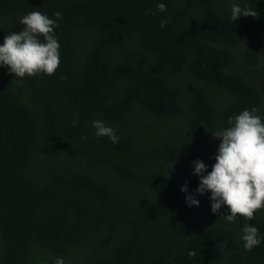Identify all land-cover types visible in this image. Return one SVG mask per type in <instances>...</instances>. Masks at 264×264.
Masks as SVG:
<instances>
[{
	"label": "trees",
	"instance_id": "16d2710c",
	"mask_svg": "<svg viewBox=\"0 0 264 264\" xmlns=\"http://www.w3.org/2000/svg\"><path fill=\"white\" fill-rule=\"evenodd\" d=\"M158 2L0 0V43L30 11L62 16L54 74L0 67V264H264L192 164L211 170L230 116L264 117V0ZM233 3L253 16L231 20ZM248 222L264 234V209Z\"/></svg>",
	"mask_w": 264,
	"mask_h": 264
},
{
	"label": "clouds",
	"instance_id": "9594fccd",
	"mask_svg": "<svg viewBox=\"0 0 264 264\" xmlns=\"http://www.w3.org/2000/svg\"><path fill=\"white\" fill-rule=\"evenodd\" d=\"M156 10L165 12L167 6L162 0L156 4ZM155 14L145 9V14ZM50 18L40 11H30L20 17L24 28L11 31L0 43V67L16 77L37 74L52 75L60 64V44L54 29L62 18L59 11ZM241 16H253L252 10L239 3L231 5L230 19L237 21ZM170 17L160 21L161 28L170 22ZM42 37V39H41ZM75 124V121H74ZM228 127L214 136L220 143L214 155L215 162L209 166L200 159L192 161L193 174L199 177L195 194L210 192L211 211L219 214L220 219L229 224L237 221V214L245 219L240 229L245 251L264 242V234L249 223L258 210L264 209V117L258 114L257 107L245 108L228 118ZM96 137L107 136L113 143L119 142L116 130L101 119L91 121ZM186 193L185 202L189 207L199 206L196 195L188 192L187 184L181 186ZM226 209L221 211L222 206ZM225 246L227 241L224 242ZM195 251H189L194 256ZM46 264V262H44ZM53 264H65L62 256L55 258Z\"/></svg>",
	"mask_w": 264,
	"mask_h": 264
}]
</instances>
